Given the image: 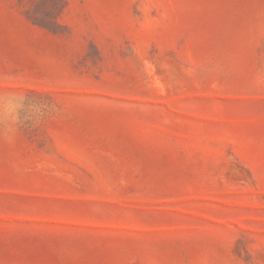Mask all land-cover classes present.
Wrapping results in <instances>:
<instances>
[{
    "label": "rangeland",
    "instance_id": "1",
    "mask_svg": "<svg viewBox=\"0 0 264 264\" xmlns=\"http://www.w3.org/2000/svg\"><path fill=\"white\" fill-rule=\"evenodd\" d=\"M0 264H264V0H0Z\"/></svg>",
    "mask_w": 264,
    "mask_h": 264
}]
</instances>
